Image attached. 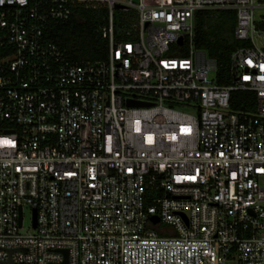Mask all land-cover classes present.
<instances>
[{"label": "built area", "instance_id": "1", "mask_svg": "<svg viewBox=\"0 0 264 264\" xmlns=\"http://www.w3.org/2000/svg\"><path fill=\"white\" fill-rule=\"evenodd\" d=\"M258 7L0 0V264H264ZM78 9L107 11L104 59L49 40ZM115 10L134 13L137 37L117 39ZM200 11L236 13L228 86L196 50Z\"/></svg>", "mask_w": 264, "mask_h": 264}, {"label": "trees", "instance_id": "2", "mask_svg": "<svg viewBox=\"0 0 264 264\" xmlns=\"http://www.w3.org/2000/svg\"><path fill=\"white\" fill-rule=\"evenodd\" d=\"M107 22L105 9H78L72 19L55 27L48 38L73 61H96L104 59L108 53V42L103 39L100 28ZM236 13L225 11H200L196 15V45L207 52L217 63V82L228 86L232 82L230 57L244 43L235 39ZM116 28V35L120 33ZM118 36V35H117ZM251 99V100H248ZM254 95L234 92L232 107L235 110H248V101ZM251 109V108H249Z\"/></svg>", "mask_w": 264, "mask_h": 264}, {"label": "rangeland", "instance_id": "3", "mask_svg": "<svg viewBox=\"0 0 264 264\" xmlns=\"http://www.w3.org/2000/svg\"><path fill=\"white\" fill-rule=\"evenodd\" d=\"M213 12H218V13H223L225 11H213ZM255 18L256 22L258 24H264V0H259V7L255 11ZM114 24H115V30L116 28H119L120 26V33L117 34V39L125 40L127 39L126 34L127 33H132L134 37H137V30L133 28V25L136 24V17L134 13H123L120 10H115L114 12ZM106 25V24H105ZM130 39V38H128ZM256 43L260 46L261 45V39L256 38ZM196 50L200 52H207L205 50L200 49L198 46H196ZM212 77V75H211ZM189 111V110H186ZM31 215L28 212V210L25 211V227L24 231H27L29 228V222H30ZM163 228H165L163 226ZM167 232H171V229H166ZM167 233H160V236L166 237Z\"/></svg>", "mask_w": 264, "mask_h": 264}, {"label": "water", "instance_id": "4", "mask_svg": "<svg viewBox=\"0 0 264 264\" xmlns=\"http://www.w3.org/2000/svg\"><path fill=\"white\" fill-rule=\"evenodd\" d=\"M153 223H157L158 219L153 218L152 219ZM36 226V213H35V219H34V227Z\"/></svg>", "mask_w": 264, "mask_h": 264}]
</instances>
